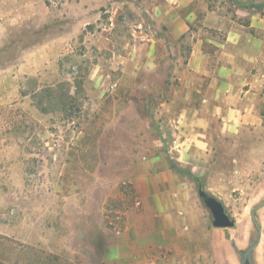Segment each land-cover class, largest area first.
<instances>
[{
  "label": "rangeland",
  "instance_id": "1",
  "mask_svg": "<svg viewBox=\"0 0 264 264\" xmlns=\"http://www.w3.org/2000/svg\"><path fill=\"white\" fill-rule=\"evenodd\" d=\"M76 2L0 0V264H240L232 242L250 246L264 201V102L258 124L186 128L170 79L185 55L127 80L139 0ZM210 2L264 16V0Z\"/></svg>",
  "mask_w": 264,
  "mask_h": 264
},
{
  "label": "crops",
  "instance_id": "2",
  "mask_svg": "<svg viewBox=\"0 0 264 264\" xmlns=\"http://www.w3.org/2000/svg\"><path fill=\"white\" fill-rule=\"evenodd\" d=\"M76 1L82 14L84 5ZM91 1L94 5L101 0ZM130 3L132 0H127V10L138 11ZM139 3L141 19L127 30V80H136L145 72L167 78L161 73L162 64H178L185 55L184 71L170 72V79L176 81L172 88L182 89L185 101L180 109L183 126L192 127L206 114L222 119L229 129L262 122L263 15L239 7L228 16V12H222L224 5L210 0ZM102 42L100 39V46H104Z\"/></svg>",
  "mask_w": 264,
  "mask_h": 264
},
{
  "label": "water",
  "instance_id": "3",
  "mask_svg": "<svg viewBox=\"0 0 264 264\" xmlns=\"http://www.w3.org/2000/svg\"><path fill=\"white\" fill-rule=\"evenodd\" d=\"M199 196L203 199L207 208L211 211L213 216V226L218 229H231L235 226V221L229 216L224 204L218 199L207 195L202 188L199 189ZM264 207V201L250 211V216L254 227L257 231L256 238L250 243V246L241 250L237 247L235 242H232V247L240 256V264H256L254 260V252L260 245L262 240V225L257 221L256 212Z\"/></svg>",
  "mask_w": 264,
  "mask_h": 264
},
{
  "label": "trees",
  "instance_id": "4",
  "mask_svg": "<svg viewBox=\"0 0 264 264\" xmlns=\"http://www.w3.org/2000/svg\"><path fill=\"white\" fill-rule=\"evenodd\" d=\"M237 4H239V6L243 7V8H251L252 7V6L245 5V4L241 5V2H238ZM197 182H199V181H197Z\"/></svg>",
  "mask_w": 264,
  "mask_h": 264
}]
</instances>
